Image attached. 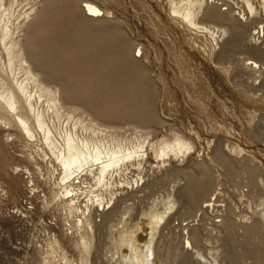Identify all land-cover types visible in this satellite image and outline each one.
I'll list each match as a JSON object with an SVG mask.
<instances>
[{"label": "rangeland", "instance_id": "rangeland-1", "mask_svg": "<svg viewBox=\"0 0 264 264\" xmlns=\"http://www.w3.org/2000/svg\"><path fill=\"white\" fill-rule=\"evenodd\" d=\"M5 4L21 53H9L0 33V94L26 82L29 68L43 90L58 94L59 113L45 90L30 87L42 96L36 111L57 129H100L124 146L141 144L145 157L114 175L115 195H104L110 209L94 197L89 215V198H64L69 184L40 136L23 134L0 97V264H121L113 226L125 213L130 229L143 228L144 247L145 214L169 197L176 205L158 229L156 264H264V0ZM86 4L99 17L88 16ZM176 7H191L195 24ZM179 140L189 152L161 156ZM91 189L101 192L92 179L75 187ZM83 239L93 241L89 253Z\"/></svg>", "mask_w": 264, "mask_h": 264}, {"label": "bare ground", "instance_id": "bare-ground-1", "mask_svg": "<svg viewBox=\"0 0 264 264\" xmlns=\"http://www.w3.org/2000/svg\"><path fill=\"white\" fill-rule=\"evenodd\" d=\"M191 4L192 0H189V5L191 6ZM247 5L250 13L254 14V6L249 2H247ZM84 8L90 17H99L101 13L100 9L92 4H86ZM9 10L6 9L5 0H0V33L2 43L5 46L10 44L9 53H13V51L21 53V46L19 43L12 40L13 32L11 26L6 24V19L12 16L8 14L10 13ZM174 13L181 14L182 12L176 7L174 8ZM182 15L186 22L195 24V15L191 7L186 9ZM3 23L4 26L1 28ZM262 32L264 33V27ZM260 33L261 32H259V34ZM223 34L225 35L226 31L223 30ZM26 70V82L18 81L15 86L10 85L3 94H0L5 109L9 113L12 112L16 115V124L23 134L32 142L38 141V137L40 136L41 145L45 147L46 150L48 149L47 151L53 157V163L58 165L57 170L59 171L61 182L65 183V185L69 184L64 188L63 195L66 194L64 198H71V202H73L74 200H79L83 195H86L89 198L86 211L90 215L95 205V201L93 200L95 197L98 198L97 203L102 207V211H108L110 208L108 206L106 207L104 203V195H110V197L115 195L112 192L114 186L111 183L114 175L120 174L127 169L129 165L136 164L140 166L141 161L145 157L144 147L141 144L135 147L124 146L120 139L100 129H93L91 131H86V133L79 132L77 130V125H73L70 129L66 126L63 131L57 129L54 122L45 118L43 113H41V111L37 112L35 108L37 100L42 99L41 95H43L42 92L45 90L50 96L49 100L52 104V108L55 112L59 113L60 102L57 97V92H53L49 89L43 90L44 86H42L43 88L40 87V81L36 79L35 75L32 73L33 71L29 68ZM32 84L35 85L37 90L39 88V90H41V95L37 96V99L32 95L33 91L30 90ZM6 125H9V123ZM190 149L189 144L179 140L176 145L167 146L165 149H162L160 154L161 156H167L169 153L180 155L189 152ZM88 179L94 180L99 186L98 191H101L99 194H96L97 192L93 189L83 192L75 190L77 185L80 186L84 184ZM214 204L215 200L209 201L205 208H211ZM175 205L174 198L169 197V202L164 203L161 210L154 208L152 211L145 214L149 222L151 233L144 247L139 246L137 239L139 231H142L143 228L138 224L135 230L130 229L127 225V221H125L126 215L124 213L122 222H120L118 226H113L115 229L114 233H117L120 238V240H116V237H112L113 240H116L115 245L118 242L120 243L119 249L116 248L114 250V253L116 251L117 255L113 258L115 260L117 259L121 264H156L152 258L156 256L155 242L158 229L170 212L173 211ZM69 207L72 212L80 213L82 216H85V212L80 210L78 206H76V203H72ZM128 211H130V209H127L126 212ZM88 222H91L90 219H86V223ZM80 223L83 224L84 222L81 221ZM82 243L86 252L89 253L93 241L88 242L86 239H83ZM186 245L187 249H193L190 240L187 241ZM124 248L130 249L128 255L123 253ZM84 263L91 264L89 258L84 259Z\"/></svg>", "mask_w": 264, "mask_h": 264}]
</instances>
